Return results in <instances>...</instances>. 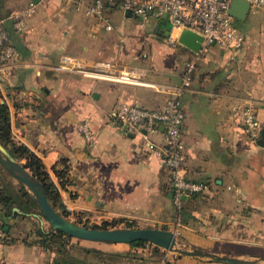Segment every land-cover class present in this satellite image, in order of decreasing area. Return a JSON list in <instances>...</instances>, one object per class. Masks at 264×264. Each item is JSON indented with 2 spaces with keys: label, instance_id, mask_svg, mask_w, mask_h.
<instances>
[{
  "label": "crops",
  "instance_id": "1",
  "mask_svg": "<svg viewBox=\"0 0 264 264\" xmlns=\"http://www.w3.org/2000/svg\"><path fill=\"white\" fill-rule=\"evenodd\" d=\"M32 3L34 14L18 30L13 15ZM105 13L111 30L76 11L70 0H0V18L19 54L2 75L1 85L13 135L42 158L60 187L69 220L100 225L122 219L136 221L140 228L176 231L171 176L158 154L164 126L158 132H125L114 116L123 102L163 109L168 90L180 85L195 53L169 43L167 18L152 16L141 27L140 18L126 16L119 5L107 4ZM248 21L241 28L245 43L236 53L217 44L206 47L181 97L187 177L208 183L210 191L184 198L178 241L182 248L255 258L264 256V9L251 13ZM63 56L74 57L87 69L114 62L119 70H139L143 77L124 83L58 70ZM248 103L261 123L257 138L243 124L241 109ZM87 118L96 134L91 146L79 128ZM145 135L156 143L154 147ZM62 161L69 166L64 188L53 170L55 165L62 169ZM27 220L12 221L9 238L0 241V264L53 261L54 253L23 241L36 238L34 226L41 217L31 219L25 233L22 223ZM84 241L86 247L123 254L118 261L103 263L88 255L92 264H224L172 256L163 248V254H155L147 244L134 248L129 243ZM138 250L146 253L135 254Z\"/></svg>",
  "mask_w": 264,
  "mask_h": 264
},
{
  "label": "built area",
  "instance_id": "2",
  "mask_svg": "<svg viewBox=\"0 0 264 264\" xmlns=\"http://www.w3.org/2000/svg\"><path fill=\"white\" fill-rule=\"evenodd\" d=\"M48 1V0H41ZM78 12L86 17L96 18L105 23L108 30L113 28L105 9L109 3L120 4L123 10L130 9L133 16L140 18V26L144 27L152 16L167 18L171 23L168 37L170 44L177 46L183 30H191L203 37L202 49L195 53V58L186 64L180 85L168 90V98L163 109H151L138 102H123L119 104L114 122L125 132H135L146 129L158 132L160 125L164 126L163 143L158 148V154L164 160L171 176L174 192V202L178 209L183 207L185 197L206 194L210 185L206 182L191 180L187 177L184 165L182 143V127L185 112L181 102L184 92L190 87L192 77L200 54L209 45L217 44L229 52L236 53L245 43V34L233 22L229 14L232 0H70ZM250 4L249 13H257L264 9V0H245ZM36 9L34 3L28 8L13 15L15 27L23 30L27 20L32 17ZM17 49L11 45L10 36L5 26V20L0 18V76L5 75L9 65L18 57ZM233 56V55H232ZM233 58V57H232ZM58 70L81 73L92 78H102L124 83L140 82L143 73L139 70H119L114 62H100L87 69L72 56H63ZM1 87V83H0ZM243 124L247 133L257 138L260 135L261 123L255 107L248 103L241 109ZM87 143L91 146L96 143V134L89 125V119L79 124ZM147 143L154 147L156 143L147 135ZM181 215V214H180ZM179 217V216H178ZM176 233L182 225L181 217L176 219ZM0 235L3 232L0 228Z\"/></svg>",
  "mask_w": 264,
  "mask_h": 264
},
{
  "label": "trees",
  "instance_id": "3",
  "mask_svg": "<svg viewBox=\"0 0 264 264\" xmlns=\"http://www.w3.org/2000/svg\"><path fill=\"white\" fill-rule=\"evenodd\" d=\"M120 4L117 2V4ZM5 80L4 76H0V83L3 84ZM0 97L2 96L0 87ZM0 98V143L11 153V155L17 159L19 162L25 161L24 166L30 171L33 177L40 181L47 192V197L51 205L64 217H68V210L63 203L60 187L51 178L42 158L35 153L26 144L18 142L12 131V115L10 107L3 97L1 102ZM64 167L58 169L57 165L53 167V170L60 181V186L65 187L69 183V166L66 161H62ZM12 177L10 172H8L0 164V228L3 235H0V241H5L9 238L11 230L13 228L14 220L18 218L22 219H33L36 217H43V213L39 206L31 199L29 192L18 181V184L6 178V175ZM16 185V186H15ZM17 208V210H15ZM177 216L180 214L184 216V207L181 209L177 208ZM40 219V218H39ZM76 223L83 224L86 227H94L101 229H109L116 227V224L126 223L127 228H137L136 221L115 219L110 222H104L103 225H89L88 222H82L77 220ZM35 236L34 240L28 241L25 237V241L29 245L39 244L45 250L50 253H54L55 256L50 264H92L88 261V255H95L100 258L101 262L110 259L113 261H118L123 254L120 252H104L94 247L81 246V244L73 243L74 238L70 237L67 233L60 230H46L42 225L35 222L34 226ZM19 240V238H11V241ZM81 239H78V241ZM132 247L138 248L146 244L153 246V252L155 254H163L160 247L155 246L149 242L137 240L129 243ZM78 249L79 254H75L74 250Z\"/></svg>",
  "mask_w": 264,
  "mask_h": 264
},
{
  "label": "water",
  "instance_id": "4",
  "mask_svg": "<svg viewBox=\"0 0 264 264\" xmlns=\"http://www.w3.org/2000/svg\"><path fill=\"white\" fill-rule=\"evenodd\" d=\"M34 1L37 2L38 0ZM249 10L250 4L248 1L232 0L229 7V14L233 18L242 21L248 16ZM125 14L128 17L133 16V12L130 9L125 10ZM203 40L204 39L201 35L188 29L183 30L179 37V43L193 52H199L202 49ZM1 102L4 101L1 100ZM0 164L10 172L13 178L25 186L31 199L39 206L43 213V217L49 222L52 229L63 231L72 238L95 242L117 243H132L137 240H142L163 248L166 251L197 257L208 262L224 264H260L261 261H264V256L250 259L240 256L219 254L199 247H179V235L175 231L166 228L101 229L86 227L69 220L54 209L48 200L44 185L36 180L24 164L15 159L1 143ZM15 210H17V208H15ZM45 220L41 219V225L43 227Z\"/></svg>",
  "mask_w": 264,
  "mask_h": 264
},
{
  "label": "rangeland",
  "instance_id": "5",
  "mask_svg": "<svg viewBox=\"0 0 264 264\" xmlns=\"http://www.w3.org/2000/svg\"><path fill=\"white\" fill-rule=\"evenodd\" d=\"M260 11V10H259ZM258 11V12H259ZM250 18H251V13L246 17V19L245 20H242V21H240V20H237V19H235V18H233V22L236 24V26L241 30V28H243V25L244 24H246L247 22H249L248 20H250ZM206 51V48H204L203 49V52L200 54V57H199V60H198V62L201 60V58H202V55H203V53ZM195 58V55L193 56V59ZM2 100H3V97H0ZM25 161L23 160L22 161V163H24ZM12 178V177H11ZM11 180V179H10ZM12 181L13 182H16V184H18V181L15 179H12ZM16 186V185H15ZM179 217H181V219H182V221H183V215H179ZM179 217H176V219L177 218H179ZM41 219H44L45 220V218L44 217H41ZM175 219V222H177V220ZM70 220L71 221H74V222H76L77 221V218H75V217H72V218H70ZM33 220H31V219H29V220H27V222H24V223H22L23 224V230H24V232L25 233H27V228H28V226H26L27 224H31V222H32ZM38 222V224H40L41 222L40 221H37ZM89 223V225H94V224H91L90 222H88ZM17 224V228L18 229H20V227H19V224L18 223H16ZM100 225H103L104 223H99ZM33 226H34V223L32 224ZM31 225V226H32ZM83 225V224H82ZM26 228V229H25ZM44 228L46 229V230H50L51 229V225L49 224V222H47L46 220H45V223H44ZM114 228H127L126 227V223H119V224H116V227H114ZM137 228H140V225H138V223H137ZM22 230V229H21ZM72 242L75 244V243H78L79 242V244H81V246H86V245H84V244H86V242L87 241H84V240H79L78 241V238H74L73 240H72ZM148 246H150V244H147ZM178 246L179 247H184L183 245H181L180 243L178 244ZM164 250V249H163ZM166 251V250H165ZM168 254H171L172 256H175V254H177V256H182L181 254H179V253H177V252H170V251H166ZM74 253L75 254H79L80 252H78V249H76V250H74ZM144 253H146V252H142V250H138V251H136V253L135 254H144ZM250 259H254V258H250ZM260 264H264V261H261L260 262Z\"/></svg>",
  "mask_w": 264,
  "mask_h": 264
}]
</instances>
